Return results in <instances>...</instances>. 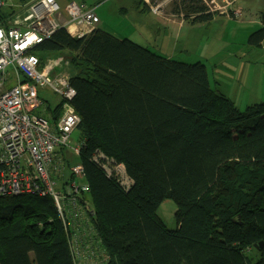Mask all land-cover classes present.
Returning a JSON list of instances; mask_svg holds the SVG:
<instances>
[{
    "label": "trees",
    "instance_id": "obj_1",
    "mask_svg": "<svg viewBox=\"0 0 264 264\" xmlns=\"http://www.w3.org/2000/svg\"><path fill=\"white\" fill-rule=\"evenodd\" d=\"M135 5L149 11L142 0ZM171 5L185 22L214 18L201 0ZM263 42L264 11L248 37L252 46ZM35 49L41 60L67 62L79 117L84 178L71 172L64 148L49 172L88 192L74 204L62 191L65 226L50 197L1 196L0 264H76L70 239L82 232L100 248L96 264H264V103L240 111L211 89L202 63L163 57L98 27L79 37L59 27ZM62 106L40 114L54 125ZM96 152L122 162L127 188L92 160ZM167 199L175 229L157 216Z\"/></svg>",
    "mask_w": 264,
    "mask_h": 264
},
{
    "label": "built area",
    "instance_id": "obj_2",
    "mask_svg": "<svg viewBox=\"0 0 264 264\" xmlns=\"http://www.w3.org/2000/svg\"><path fill=\"white\" fill-rule=\"evenodd\" d=\"M201 1L207 14L213 17L241 15V10L235 6L239 0ZM24 3L26 13L13 18L11 26H5L1 17L6 2L0 0V197L22 194L50 197L65 226L62 191L74 204L81 192H88L86 185L68 179L61 185L55 177L58 173L51 176L49 172L57 149H69L73 156H79V144L68 146L79 124V117L69 104L75 91L67 76L57 73L59 66L67 64L64 58L41 60L35 48L59 27L74 26L78 31L83 25L95 27L97 16L95 8L70 1L65 7L67 21L61 24L56 0H25ZM158 9L152 11L157 14ZM8 12L20 14L13 10ZM12 81L14 84L10 86ZM40 87L51 89L63 101L62 113L54 125L40 114L45 111L39 97ZM92 160L123 187L130 185L121 161L108 160L98 152L92 155ZM71 172L84 178L81 165H74ZM71 251L75 259L81 258L76 247L71 246Z\"/></svg>",
    "mask_w": 264,
    "mask_h": 264
},
{
    "label": "rangeland",
    "instance_id": "obj_3",
    "mask_svg": "<svg viewBox=\"0 0 264 264\" xmlns=\"http://www.w3.org/2000/svg\"><path fill=\"white\" fill-rule=\"evenodd\" d=\"M56 1L61 2V0ZM62 1L66 3V0ZM75 1L84 2L86 7L100 1L99 7L103 6V8L101 14H97L99 15L97 25L118 39H130L172 60L186 64L202 63L206 68L211 89L229 98L240 111L249 105L264 103V49L248 43V37L260 27L264 0H240L235 5L242 12L237 18L214 17L204 24L186 22L179 30L167 29L163 27L164 25L148 27L146 22H150L153 16L150 11L143 12V14H148L143 16V21L135 22L136 11L132 6L128 8L126 16L110 14L112 13V2L115 0ZM130 1L123 0L122 2L129 4ZM5 2L6 7L3 9L5 12L2 13L5 17L4 25L11 26L13 21L8 11L13 10L20 13L15 14L14 18L21 17L26 13L25 3H20V0H5ZM171 3L172 0L168 3L169 14H164V17L181 20L171 7ZM61 13L60 8L58 16ZM64 14H66L65 9ZM59 68H62L60 70L62 75L68 76L69 69L65 70L61 66ZM13 84L14 81L10 86ZM38 92L44 104L52 109L60 102L59 96L49 88L40 87ZM77 144L78 131L75 130L69 138L68 146L74 147ZM68 153L72 158L71 163L76 165L77 158L71 152ZM175 212V204L167 199L158 208L157 216L166 228L175 229Z\"/></svg>",
    "mask_w": 264,
    "mask_h": 264
},
{
    "label": "crops",
    "instance_id": "obj_4",
    "mask_svg": "<svg viewBox=\"0 0 264 264\" xmlns=\"http://www.w3.org/2000/svg\"><path fill=\"white\" fill-rule=\"evenodd\" d=\"M70 1H75V0H66L65 4L63 3L62 0H61V2L56 1L57 4L59 5V7L61 8V11H62L60 16H58L59 22L61 24L65 23L67 21V16H66V14H64V9ZM122 1L123 0H115V2H112V5H111L112 13H110V14H117V16H119V15L126 16V14H128V8H130L132 6L133 9L136 11L137 19H135V22L138 21V23H139V22L143 21L142 20V19H144L143 16L148 15V14L141 13V6L140 7L136 6L135 5L136 2L134 0H131L129 2V4L123 3ZM142 1H143V4H146L148 6L146 8H148L150 13L153 15L152 19H150V22H146V25L148 27L151 25H160L162 27V25H164L163 27H165L167 29L179 30V29H182L184 24L186 23L182 19L181 20H179V19L173 20L171 18H165L164 17V14H167V13L169 14L168 9H170L169 8L170 6L168 5V3L170 2V0H142ZM79 3H84V2H79ZM100 4H101V2L99 1V2H96L94 5L89 6V8L90 7L95 8L96 16H97V14H101V9L103 8V6L99 7ZM152 5H154V7H152ZM136 8H138V10ZM143 8L145 9V5ZM152 8H159L160 11L157 14H155V13H153ZM158 14H160V15H158ZM124 16H120V17L124 18V19L127 18ZM97 17H99V15ZM97 21L99 23L98 19H97ZM260 25H261V23H260ZM95 27L101 28L97 24ZM66 29L68 30L70 35L75 36V37H79L83 34L90 33L94 29V27L89 26V25H83V26H81L80 31H78L76 29V27H74V26L66 27ZM255 47H260L261 49H264V42L261 43L260 46H255ZM81 228H83V227H81ZM76 231L78 232V229ZM85 237H86L85 232H82L80 234L75 233V234L71 235V239H70L71 246L73 248L76 247L78 250H80V253H81V258L75 259V262H76V264H96L97 260H99V257H98V255L96 257H94L93 254H94V251L99 252L100 248L96 244L95 245L88 244L85 241Z\"/></svg>",
    "mask_w": 264,
    "mask_h": 264
},
{
    "label": "water",
    "instance_id": "obj_5",
    "mask_svg": "<svg viewBox=\"0 0 264 264\" xmlns=\"http://www.w3.org/2000/svg\"><path fill=\"white\" fill-rule=\"evenodd\" d=\"M259 246L262 247V243H260ZM255 248H257V245H255Z\"/></svg>",
    "mask_w": 264,
    "mask_h": 264
},
{
    "label": "clouds",
    "instance_id": "obj_6",
    "mask_svg": "<svg viewBox=\"0 0 264 264\" xmlns=\"http://www.w3.org/2000/svg\"><path fill=\"white\" fill-rule=\"evenodd\" d=\"M154 13V12H153ZM95 28V27H94Z\"/></svg>",
    "mask_w": 264,
    "mask_h": 264
}]
</instances>
